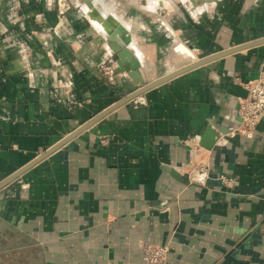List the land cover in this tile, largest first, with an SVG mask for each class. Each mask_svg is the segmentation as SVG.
I'll list each match as a JSON object with an SVG mask.
<instances>
[{
    "label": "crops",
    "instance_id": "crops-1",
    "mask_svg": "<svg viewBox=\"0 0 264 264\" xmlns=\"http://www.w3.org/2000/svg\"><path fill=\"white\" fill-rule=\"evenodd\" d=\"M70 1L0 0V183L144 83L264 38V0ZM120 22L140 82L100 71ZM260 75L264 43L151 87L23 171L0 189V264H141L146 242L167 264H264V120L224 132Z\"/></svg>",
    "mask_w": 264,
    "mask_h": 264
},
{
    "label": "water",
    "instance_id": "water-1",
    "mask_svg": "<svg viewBox=\"0 0 264 264\" xmlns=\"http://www.w3.org/2000/svg\"><path fill=\"white\" fill-rule=\"evenodd\" d=\"M85 1L90 7H93L91 1L89 0H83ZM96 12V11H95ZM97 13V12H96ZM132 41V37L129 34V32L127 31L125 25L123 23H117L116 26L114 27V29L112 30L111 33V41L109 42V46L111 47V49L113 50V61L116 64V69H115V73L118 72H128L131 76L136 77L135 79L137 81H142L141 78L137 77V69L141 66L139 60L135 57L134 53L131 51V49L128 47L129 44ZM264 43V38L252 41L250 43H246L244 45H240V46H236L230 49H226L223 51H220L218 53H215L213 55L207 56V57H202L199 58L197 61H194L176 71H173L171 73H168L167 75L160 77L150 83H144V85L142 87H140L138 90L130 93L129 95H127L126 97H124L123 99L119 100L117 103L113 104L112 106L108 107L106 110H104L103 112L99 113L98 115H96L95 117H93L90 121L86 122L85 124H83L81 127H79L78 129H76L74 132L70 133V135H68V137H66L63 141H61L60 143H58L57 145H55L54 147H52L51 149H49L48 151H46L45 154L39 156L38 158H36L34 161H32L31 163H29L28 165H26L25 167H23L22 169H20L19 171L15 172L14 174H12L11 176H9L7 179H5L4 181H2L0 183V189L5 186L6 184H8L9 182H11L12 180H14L16 177H18L23 171H25L26 169H28L29 167H31L32 165H34L36 162H38L39 160H41L42 158H44L45 156L49 155L50 153H52L53 151H55L58 147H60L63 143H65L68 139L74 137L75 135H77L80 131L88 128L90 125H92L95 121H97L98 119H100L101 117H103L104 115H106L107 113H109L110 111H112L113 109L117 108L118 106L122 105L123 103H126L132 99H134L135 97H137L138 95L142 94L143 92L147 91L148 89H150L151 87H154L158 84H161L169 79H171L172 77L179 75L183 72H186L192 68L204 65V64H210L211 62L215 61L218 58H221L227 54H230L232 52L238 51L240 49H244L246 47H250L253 45H257V44H261ZM247 94V90L245 89V94L244 96H246ZM227 132V131H224ZM219 134L215 129H213L212 127H208L207 131L204 133V135L201 137L200 140V144L208 149H212L213 146L215 145L217 138L219 137ZM171 173L173 175H175L176 177H178L181 181L188 183L190 178H189V174H181L180 172L176 171L175 169L171 170Z\"/></svg>",
    "mask_w": 264,
    "mask_h": 264
},
{
    "label": "built area",
    "instance_id": "built-area-1",
    "mask_svg": "<svg viewBox=\"0 0 264 264\" xmlns=\"http://www.w3.org/2000/svg\"><path fill=\"white\" fill-rule=\"evenodd\" d=\"M65 9V8H64ZM63 9V10H64ZM11 21H15L18 16V10L11 12ZM10 14V15H11ZM13 17V18H12ZM116 64L108 62L101 66L100 71L109 81L115 79ZM247 90L246 96L239 99L238 115L240 121L227 129L226 135L231 137L236 135H244L252 137L257 126L264 120V75L250 79L245 83ZM206 174L201 171L197 180H203ZM223 180L230 184L233 182L231 178L223 177ZM143 258L141 264H167L169 247L159 243L146 242L142 246Z\"/></svg>",
    "mask_w": 264,
    "mask_h": 264
},
{
    "label": "rangeland",
    "instance_id": "rangeland-1",
    "mask_svg": "<svg viewBox=\"0 0 264 264\" xmlns=\"http://www.w3.org/2000/svg\"><path fill=\"white\" fill-rule=\"evenodd\" d=\"M168 2H170V1L168 0ZM54 3H56L58 10H63L64 8L70 9L72 7V2L70 0H54ZM10 6H11L10 11H13L14 9H16L15 7H17L18 10L20 9L17 4L15 5V4L11 3ZM10 16H12V14Z\"/></svg>",
    "mask_w": 264,
    "mask_h": 264
},
{
    "label": "bare ground",
    "instance_id": "bare-ground-1",
    "mask_svg": "<svg viewBox=\"0 0 264 264\" xmlns=\"http://www.w3.org/2000/svg\"><path fill=\"white\" fill-rule=\"evenodd\" d=\"M92 1V0H91ZM87 5V4H86ZM193 177H195V178H197L198 177V175L195 173V174H193Z\"/></svg>",
    "mask_w": 264,
    "mask_h": 264
}]
</instances>
